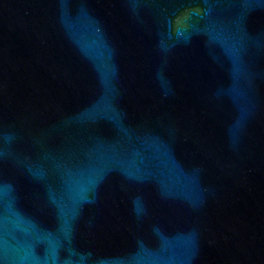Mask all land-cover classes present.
<instances>
[{"label": "water", "instance_id": "obj_1", "mask_svg": "<svg viewBox=\"0 0 264 264\" xmlns=\"http://www.w3.org/2000/svg\"><path fill=\"white\" fill-rule=\"evenodd\" d=\"M0 264H264V0H0Z\"/></svg>", "mask_w": 264, "mask_h": 264}]
</instances>
